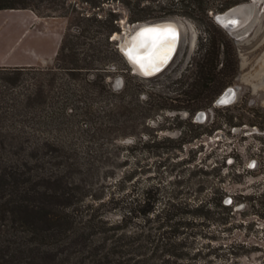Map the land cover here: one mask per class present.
I'll return each instance as SVG.
<instances>
[{"label":"trees","instance_id":"obj_1","mask_svg":"<svg viewBox=\"0 0 264 264\" xmlns=\"http://www.w3.org/2000/svg\"><path fill=\"white\" fill-rule=\"evenodd\" d=\"M38 1H46L51 14L65 17L67 24L52 66H0V264H179L183 238L171 240L170 234L175 237L179 227L194 223V217L182 214L224 223L230 216L214 217L212 208L230 213L232 201L223 203L216 192L196 202L177 198L175 191L163 195L159 182L139 187L137 172L125 169L129 158L123 154L146 138L142 128L163 109L188 112L189 128L162 138L174 143L172 149L180 150L184 138L210 134L206 122L192 116L233 77L230 38L206 15L203 0ZM31 2L0 0V9L34 11ZM173 15L204 19L208 35L193 59L194 71L186 76V104L178 107L158 90H144L149 77L129 73L111 38L121 17L133 23ZM111 55L130 78L118 93L104 81ZM95 101L103 102L102 108L94 109ZM97 137L106 141L95 143ZM124 137L130 144L117 142ZM77 138L90 145L78 150ZM116 170L120 175L114 178ZM126 183L131 196L127 214L109 221L99 211L103 192L110 185L122 190ZM201 187L197 182L187 196L194 197Z\"/></svg>","mask_w":264,"mask_h":264},{"label":"rangeland","instance_id":"obj_2","mask_svg":"<svg viewBox=\"0 0 264 264\" xmlns=\"http://www.w3.org/2000/svg\"><path fill=\"white\" fill-rule=\"evenodd\" d=\"M203 1L208 7L206 15L213 18L221 12L217 10L221 4L228 8L250 0ZM31 3L34 11L0 9V58L18 61L31 52L34 41L39 40L45 51L55 47V54L67 20L52 15L46 1L32 0ZM253 5L249 21L237 30L228 31L216 23L230 38L234 49L236 69L225 87L233 86L235 96L227 105H212L224 87L209 106L195 110L205 111L203 121L207 129L210 127V134L191 141L184 138L180 150L172 149L174 143L162 138L165 135L175 138L180 129L189 128L188 112L163 109L153 115L147 128H142L146 138L136 141L129 153L123 154L129 158L125 169L136 170L134 184L139 187L159 182L164 187L163 195L175 191L177 198L189 197L191 202H196L207 200L216 192L223 203L232 201L230 213L212 208L214 217L230 216L224 223L182 214L185 219L194 217V223L190 228L179 227L180 233L175 237L170 234L171 240L183 238L177 250L181 254L179 264H264V0H255ZM166 19L175 21L179 28L176 51L166 67L143 84L144 90H158L167 97V102L178 107L186 104L187 96L183 91L190 80L186 76L194 71L193 59L199 53V44L208 35L204 19L182 15ZM130 24L121 17L119 30L111 35L115 46L129 33ZM54 54L49 63L37 67L52 66ZM110 57L104 81L111 92L118 93L125 83L130 84V78L128 73L118 70L119 59ZM92 106L102 108L103 102L95 101ZM94 141L100 143L106 138L97 137ZM130 141V137H124L117 142L125 145ZM76 142L80 151L90 145L83 138H77ZM109 161H114L112 156ZM119 175L116 170L114 178ZM197 182L202 183L201 189L194 197L187 196L186 192L194 189ZM111 186L103 192L104 202L99 211L104 212V218L109 221H118L127 214L131 196L125 191L130 186L126 183L122 190ZM87 202L88 199L83 200V204Z\"/></svg>","mask_w":264,"mask_h":264},{"label":"water","instance_id":"obj_3","mask_svg":"<svg viewBox=\"0 0 264 264\" xmlns=\"http://www.w3.org/2000/svg\"><path fill=\"white\" fill-rule=\"evenodd\" d=\"M254 1L255 0H250L247 3H241V4L234 5V6H230L226 8L225 10L219 13H216L213 16V20L215 21V23H217L220 27H222L225 30L231 31L234 29H239L246 22L242 23V19L238 16V8L240 6L244 8L246 7L253 8ZM171 21H172L171 19L147 20V21H141V22H133L130 24L131 29L129 33L123 36V38L118 42L116 47L118 51L121 53V55L124 57L126 62L128 63L131 73L136 74L137 76L142 77V78H148L162 71L166 67V65L169 63V61L171 60L176 50L178 35L177 34L174 35L175 36L174 45L173 44L169 45L168 49L163 51L162 53H156L154 51L155 47H152L151 49L148 50L147 53L143 54V56L139 58L143 60L142 70H139L137 68L134 69L129 56L125 53L123 49V44L126 41V39L130 37L133 33H135L140 27H147V26L156 25V24H165ZM173 22L176 23L175 21ZM145 30H149L146 33L151 32L150 29H145ZM145 30H143V32H145ZM161 32H158V33H161ZM169 33H171L170 30H169ZM157 34L154 37L155 39H157ZM168 40H172L171 37ZM234 96H235L234 87L227 86L212 101V105H217V106L227 105L232 102V100L234 99ZM205 116H206V113L204 110H198L193 115V121L201 122L204 120Z\"/></svg>","mask_w":264,"mask_h":264},{"label":"bare ground","instance_id":"obj_4","mask_svg":"<svg viewBox=\"0 0 264 264\" xmlns=\"http://www.w3.org/2000/svg\"><path fill=\"white\" fill-rule=\"evenodd\" d=\"M246 9L248 8L247 7L244 8L242 6L238 8V16L242 19V23L246 22L247 20L249 21V18L251 17L252 8H250L249 11H246ZM172 22L173 20L165 24H156V25H151L147 27H140L135 33H133L130 37L126 39V41L123 44V49L125 53L129 56L134 69L135 68L139 70L143 69L142 67L143 60L139 58L142 57L143 54L147 53L148 50L151 49L152 47H155L154 51L156 53H162L163 51L168 49L169 45L171 44L174 45L175 39L167 40L166 42L159 43L158 40L154 38L158 32L162 31V29L168 30V31L170 30L171 33L174 35L177 34L178 35L177 45H178L179 28H178L177 23H174V22L172 23ZM145 29H150L151 32L149 33L143 32V30ZM177 45H176V48H177Z\"/></svg>","mask_w":264,"mask_h":264},{"label":"crops","instance_id":"obj_5","mask_svg":"<svg viewBox=\"0 0 264 264\" xmlns=\"http://www.w3.org/2000/svg\"><path fill=\"white\" fill-rule=\"evenodd\" d=\"M3 11V10H2ZM8 11V10H6ZM23 11V10H19ZM36 45V48L34 46ZM41 46V47H40ZM55 47L51 50L45 51L43 50L42 42L34 41L33 50L29 52L27 55L21 57L18 61L9 60V58L1 57L0 58V66H41L50 62ZM5 58V59H4Z\"/></svg>","mask_w":264,"mask_h":264},{"label":"snow or ice","instance_id":"obj_6","mask_svg":"<svg viewBox=\"0 0 264 264\" xmlns=\"http://www.w3.org/2000/svg\"><path fill=\"white\" fill-rule=\"evenodd\" d=\"M147 31H149V30H145V32H147ZM170 37L173 40L175 39L174 34L169 33L168 30H162L161 33L157 34V40H158L159 43L166 42Z\"/></svg>","mask_w":264,"mask_h":264},{"label":"flooded vegetation","instance_id":"obj_7","mask_svg":"<svg viewBox=\"0 0 264 264\" xmlns=\"http://www.w3.org/2000/svg\"><path fill=\"white\" fill-rule=\"evenodd\" d=\"M247 8H248V9H246V11H249L250 8H249V7H247Z\"/></svg>","mask_w":264,"mask_h":264}]
</instances>
